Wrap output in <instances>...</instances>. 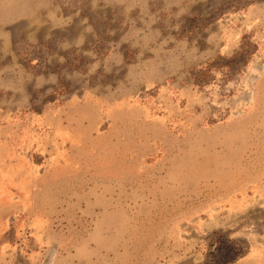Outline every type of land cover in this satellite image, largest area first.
Segmentation results:
<instances>
[{
    "label": "rangeland",
    "instance_id": "374dc122",
    "mask_svg": "<svg viewBox=\"0 0 264 264\" xmlns=\"http://www.w3.org/2000/svg\"><path fill=\"white\" fill-rule=\"evenodd\" d=\"M0 264H264V0H0Z\"/></svg>",
    "mask_w": 264,
    "mask_h": 264
},
{
    "label": "trees",
    "instance_id": "16d2710c",
    "mask_svg": "<svg viewBox=\"0 0 264 264\" xmlns=\"http://www.w3.org/2000/svg\"><path fill=\"white\" fill-rule=\"evenodd\" d=\"M235 260H236L235 257H230V259L226 260L225 263H231V262H233Z\"/></svg>",
    "mask_w": 264,
    "mask_h": 264
}]
</instances>
